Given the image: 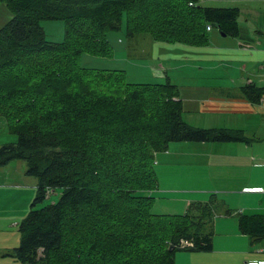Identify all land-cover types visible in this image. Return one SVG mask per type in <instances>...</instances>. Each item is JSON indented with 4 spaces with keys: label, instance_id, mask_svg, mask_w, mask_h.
Here are the masks:
<instances>
[{
    "label": "trees",
    "instance_id": "16d2710c",
    "mask_svg": "<svg viewBox=\"0 0 264 264\" xmlns=\"http://www.w3.org/2000/svg\"><path fill=\"white\" fill-rule=\"evenodd\" d=\"M199 1L0 0L12 14L0 27V119L16 135L0 145V165L25 160V173L37 180L10 253L18 262L175 264L178 250L212 249V227L203 226L213 219L214 193L182 214L151 212L155 153L174 141L248 138L241 130L187 124L168 78L130 83L121 69L79 65L83 53L112 56L107 33L119 29L123 15L130 39L146 34L205 46L212 28L237 36V6ZM44 19L63 20L61 41L45 38ZM243 91L253 102L261 95L250 84ZM238 228L262 238L263 216L239 215Z\"/></svg>",
    "mask_w": 264,
    "mask_h": 264
},
{
    "label": "crops",
    "instance_id": "0c3cea01",
    "mask_svg": "<svg viewBox=\"0 0 264 264\" xmlns=\"http://www.w3.org/2000/svg\"><path fill=\"white\" fill-rule=\"evenodd\" d=\"M225 2L238 5L237 36L221 35L212 28L210 44L205 46L150 42L149 59L159 65L167 61L166 78L177 87L186 122L196 127L241 130L248 138L237 142L174 141L166 150L155 153L153 168L157 186L149 192L155 200L153 206L156 199L162 198L166 202L159 205H169L162 209L185 212L191 202L206 201L211 193L217 196L223 189L237 193V208L222 206L224 212L218 219L215 216L212 219V229L217 230L220 240L214 238L212 230L211 250H178L174 254L175 264L264 262L263 237L257 236L263 239L260 244L255 242L257 238L252 240L256 236L242 233L238 228L239 215L260 214L264 221V0ZM1 13L4 16L3 9ZM249 84L261 91L257 102L251 101L243 91ZM206 144H213L211 151ZM15 160L21 159L0 165V199H3L0 200V264H22L10 254L20 240L11 227L17 226L18 230L19 222L31 207L34 198L29 200L31 193L34 196L36 193L37 182L33 185L24 177L9 173L8 168L21 165ZM212 162L223 169V176L231 178L209 179L201 166ZM10 196L13 199L7 202Z\"/></svg>",
    "mask_w": 264,
    "mask_h": 264
},
{
    "label": "rangeland",
    "instance_id": "374dc122",
    "mask_svg": "<svg viewBox=\"0 0 264 264\" xmlns=\"http://www.w3.org/2000/svg\"><path fill=\"white\" fill-rule=\"evenodd\" d=\"M226 0H200L199 5L201 6H214V7H232L236 6L237 3L234 2H225ZM238 6V5H237ZM1 9L4 10V16L1 13ZM11 12L8 10L6 5L3 2H0V25L4 24L10 17ZM41 26L44 30V35L47 40L50 41H61L63 39L64 35V22L60 19H44L41 20ZM214 31H216L214 29ZM146 36V34H141L140 37H136L134 39H130L126 36V30H125V17L123 15L120 23L119 29L112 30L107 33V39L109 41L110 46L113 48V54L110 57H101V56H95V55H89L86 53H83L79 59V65L90 67V68H99V69H121L125 71L126 73V80L130 83H162L166 80V77L168 76L167 70H168V64L167 61H163L160 63V65H163V68H160V65L158 62L150 61V40L145 38H142L141 36ZM179 43V42H175ZM184 44V43H180ZM189 45V44H184ZM192 46V45H190ZM197 46V45H193ZM118 49V50H117ZM126 55V56H125ZM147 65V67H141L142 65ZM189 120V119H186ZM185 121V120H184ZM186 122V121H185ZM187 124H189L187 122ZM190 125V124H189ZM192 126V125H191ZM196 127V126H194ZM203 128V127H202ZM16 140V135L13 133H10L6 124L5 120L0 119V145L13 142ZM208 147V150L211 151V145L213 144H206ZM20 161L22 167L20 164L17 163V168H8V171L11 175H16L17 178H21L26 180V182H32L34 185L35 182H37L36 178L34 176L28 175L25 176L24 171L26 170L25 160H15ZM21 167V168H20ZM202 172H206L209 176V179L216 178V179H222V181L226 178H231L230 176H223V169L217 168L214 162L211 164L208 163L207 165L201 166ZM22 172V174H20ZM219 185L220 183H216ZM217 187H215L216 189ZM220 190V189H219ZM224 191L218 192L216 199L217 203L216 206H214L212 210V218H217L220 215V213L224 212V207H228L230 209L237 208V193L229 192V189H223ZM138 191H145L144 189L140 188ZM215 191H218L217 189ZM217 193V192H216ZM54 200H52L50 197L45 199L46 203L56 201L58 198V193L50 195ZM11 197V196H10ZM34 197V192L31 193V198ZM164 197V196H163ZM12 197L8 198V201H12ZM3 200V199H0ZM158 202V203H157ZM160 202H166V199L158 198L156 199L155 206V200H153V207H151V211L153 213H171V212H184L183 209H180V211L177 210H169V209H162L166 208L163 206H169L166 204H160ZM45 203V204H46ZM159 205V207L157 206ZM161 206V207H160ZM161 210V211H160ZM179 210V209H178ZM218 214V215H217ZM214 218V220H215ZM212 225V220L208 223H206L203 226L204 231H209L210 227ZM215 226L213 225V228ZM12 231H16V233L19 234L17 230V226L11 227ZM10 228V230H11ZM213 234H215L214 238H218V232L214 228ZM220 240V237L217 239V241ZM261 244L263 243V239H256ZM181 241V240H180ZM214 244L216 242V239L213 240Z\"/></svg>",
    "mask_w": 264,
    "mask_h": 264
},
{
    "label": "built area",
    "instance_id": "2783aa9c",
    "mask_svg": "<svg viewBox=\"0 0 264 264\" xmlns=\"http://www.w3.org/2000/svg\"><path fill=\"white\" fill-rule=\"evenodd\" d=\"M207 29H208V30L211 29L210 25L207 26ZM181 244H190V243H189L187 240H182V241H181ZM250 263H251V264H254V263H257V264H264V262H256V261H251Z\"/></svg>",
    "mask_w": 264,
    "mask_h": 264
},
{
    "label": "water",
    "instance_id": "95a60500",
    "mask_svg": "<svg viewBox=\"0 0 264 264\" xmlns=\"http://www.w3.org/2000/svg\"><path fill=\"white\" fill-rule=\"evenodd\" d=\"M221 35H225V33L221 32ZM255 238L258 239L259 237H257V236H256V237H253L252 240L255 239ZM263 239H264V237H263ZM40 257H42V253H41V251H39V258H40Z\"/></svg>",
    "mask_w": 264,
    "mask_h": 264
}]
</instances>
